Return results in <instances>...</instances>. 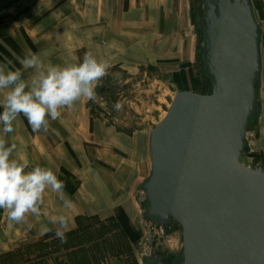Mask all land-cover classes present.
<instances>
[{
    "label": "crops",
    "instance_id": "1",
    "mask_svg": "<svg viewBox=\"0 0 264 264\" xmlns=\"http://www.w3.org/2000/svg\"><path fill=\"white\" fill-rule=\"evenodd\" d=\"M0 7V15L7 13L10 22L7 28L0 26V64L21 69L27 81L36 70L23 69L20 61L32 53L39 54L45 66L77 64L91 53L109 62L108 74L115 67L136 74L141 67L185 56L186 65L192 62L189 0H12ZM181 70L180 66L169 71L173 75ZM189 78L186 75L188 84ZM5 95L6 90H0V100ZM90 102L82 98L62 109L59 119H49L47 131H33L21 116L14 132L3 134L16 145L14 158L27 157L31 166L57 172L65 185L64 198L72 207L65 208L60 194L49 189L39 205L40 214H27V223L12 222L8 210H0V256L27 239L57 238L58 225H48L52 231L46 235L40 229L60 214L70 219L66 234L93 219L113 218L131 247L141 241L143 228L134 193L150 171V131L121 128L94 113ZM261 106L254 130L247 136V158L264 153V103ZM28 224L34 227L29 229ZM107 262L126 264L123 256Z\"/></svg>",
    "mask_w": 264,
    "mask_h": 264
},
{
    "label": "water",
    "instance_id": "2",
    "mask_svg": "<svg viewBox=\"0 0 264 264\" xmlns=\"http://www.w3.org/2000/svg\"><path fill=\"white\" fill-rule=\"evenodd\" d=\"M189 18L197 60L173 74L149 133L137 211L154 235L138 264H264V166L242 162L262 107L261 28L251 0H189ZM176 232L180 250L163 248L159 233Z\"/></svg>",
    "mask_w": 264,
    "mask_h": 264
},
{
    "label": "clouds",
    "instance_id": "3",
    "mask_svg": "<svg viewBox=\"0 0 264 264\" xmlns=\"http://www.w3.org/2000/svg\"><path fill=\"white\" fill-rule=\"evenodd\" d=\"M20 63L25 70H36L30 81L24 79L21 69L0 64V90H6L0 100V210L7 209L12 222L27 223V214H40L39 205L49 189L60 194L65 208H71L72 202L64 198L65 185L56 171L31 166L27 157L14 158L16 145L9 144L3 134L13 133L14 124L21 116L27 119L33 131H47L49 119H59L62 109L74 106L82 98L94 101L96 88L111 65L91 53H86L80 63L68 66L51 63L45 66L37 53L26 56ZM114 108L120 111L123 103L117 101ZM69 224L68 216L53 215L40 229V234L52 231L48 225H58L55 236L66 243V230H71ZM28 227L31 229L34 225L28 224Z\"/></svg>",
    "mask_w": 264,
    "mask_h": 264
},
{
    "label": "rangeland",
    "instance_id": "4",
    "mask_svg": "<svg viewBox=\"0 0 264 264\" xmlns=\"http://www.w3.org/2000/svg\"><path fill=\"white\" fill-rule=\"evenodd\" d=\"M254 15L261 28L260 37V56H261V75L260 88L258 93V101L260 105L264 103V1L253 0ZM6 5L1 6H7ZM191 4V0H190ZM2 8V7H0ZM7 13L0 15V26L6 27L10 25L7 20ZM191 30V48H192V63L197 60L198 39L195 28L190 25ZM187 58L182 57L179 60H172L167 63L158 64L155 66L141 67L136 74H128L121 68H113L106 75L96 89V99L90 102V107L97 115H102L111 123L116 124L128 131L147 130L150 131L159 120L166 115V108L169 107L170 101L174 97V92L177 87L174 83V77L169 70L186 67ZM191 61V60H190ZM117 101L123 103V108L117 111L114 105ZM247 161L254 163H262L264 166V153L243 157V163ZM138 187V186H137ZM139 188H136L134 197L136 201L141 196ZM146 227V226H145ZM153 231L146 227L143 232L142 239L132 246V251L126 252L123 259L126 264H138L140 255L147 250L149 241L153 237ZM158 237V234H156ZM161 246L165 249L179 251L181 248L180 234L178 232L168 235L167 237L159 233ZM34 242L32 239L19 242L14 249L22 245ZM21 253L24 249H20ZM5 254L0 256L2 258ZM22 257L19 253L15 257L3 260L0 259V264H11L13 262L20 263ZM108 263L107 260L101 261V264ZM50 264H54L50 261ZM170 264V263H168Z\"/></svg>",
    "mask_w": 264,
    "mask_h": 264
},
{
    "label": "trees",
    "instance_id": "5",
    "mask_svg": "<svg viewBox=\"0 0 264 264\" xmlns=\"http://www.w3.org/2000/svg\"><path fill=\"white\" fill-rule=\"evenodd\" d=\"M66 235V243H61L59 238L47 242L34 241L0 259L15 257L19 253L22 261L11 264H50V261L54 264H101V261L132 251L125 231L113 218L105 221L93 219ZM20 249L24 252L21 253Z\"/></svg>",
    "mask_w": 264,
    "mask_h": 264
},
{
    "label": "flooded vegetation",
    "instance_id": "6",
    "mask_svg": "<svg viewBox=\"0 0 264 264\" xmlns=\"http://www.w3.org/2000/svg\"><path fill=\"white\" fill-rule=\"evenodd\" d=\"M10 1H12V0H0V6L6 5V4L10 3Z\"/></svg>",
    "mask_w": 264,
    "mask_h": 264
}]
</instances>
